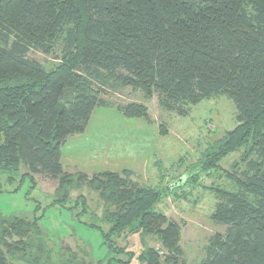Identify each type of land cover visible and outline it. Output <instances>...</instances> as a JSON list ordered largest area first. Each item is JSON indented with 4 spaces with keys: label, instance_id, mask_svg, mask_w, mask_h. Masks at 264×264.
<instances>
[{
    "label": "trees",
    "instance_id": "trees-1",
    "mask_svg": "<svg viewBox=\"0 0 264 264\" xmlns=\"http://www.w3.org/2000/svg\"><path fill=\"white\" fill-rule=\"evenodd\" d=\"M57 48L61 58L48 68L27 56ZM128 86L144 101L156 95L162 109L179 115L217 95L234 102L235 126L195 166L198 173L212 169L238 150L244 164L235 170L239 190L219 205L225 233L211 237L199 264H264V0H0V174L17 181L15 188L25 178L34 187L32 174L56 180L60 196L52 204L83 186L97 193L107 225L102 237L116 264H132L135 256L114 241L125 227L158 238L160 250L138 254L144 264H179V227L154 209L175 190L128 180L129 170L87 174L61 163V146L85 130L96 107L152 122L144 102L114 104L104 97ZM72 205L84 213V195ZM50 236L37 215L3 218L0 264L94 261L89 249L85 257L61 249L53 261ZM55 245L59 251L60 239Z\"/></svg>",
    "mask_w": 264,
    "mask_h": 264
},
{
    "label": "rangeland",
    "instance_id": "rangeland-1",
    "mask_svg": "<svg viewBox=\"0 0 264 264\" xmlns=\"http://www.w3.org/2000/svg\"><path fill=\"white\" fill-rule=\"evenodd\" d=\"M61 54V48H57L49 55L30 50L27 56L48 68L58 62L55 57ZM104 97L114 104L142 101L147 105L152 122L141 118H129L134 121L127 122L116 108L96 107L93 116L99 113L110 119L104 123V129L107 130L104 135L91 137H95L96 150L107 146V150L119 154L123 164H118L116 169L129 170L132 174L126 176L128 180L165 188L182 175L187 176V180H184L186 183L155 202L154 209L179 227L183 249L179 264H199L206 255L211 237H222L225 233L226 224L218 215L219 205L222 196L232 195L239 190L236 181L239 173L235 170L244 164L241 151L238 150L221 157L212 169L198 173V167L195 166L202 160L207 148L235 126L234 102L224 95H217L191 105L188 114L179 115L162 109L156 95L144 101L141 93L129 86L108 92ZM159 123H163L166 128L164 133L159 132ZM89 128L94 134L93 126ZM154 159L158 162L153 163ZM137 162L145 170L133 171ZM109 167L105 169H111ZM21 170L24 172L23 167ZM192 170L196 174L191 177ZM32 176L36 185L29 189V178L23 179L15 188L17 181L8 183L6 174H0V220L12 215L28 218L39 216L41 226L53 235L46 241L47 251H53V261H56L61 249L78 250L81 256L89 249L94 260L91 264H116V252L109 248L102 237L101 231L107 229V225L101 220L103 201L97 193L83 186L69 191L70 199L65 203L52 204L51 200L60 196L55 191L57 181L41 174ZM79 193L84 195L87 207L81 215L80 206H70ZM129 231L125 227L114 237V241L117 246H126L135 252L132 264H144L138 259L142 249L162 248L155 235L129 234ZM58 239L59 251L55 245Z\"/></svg>",
    "mask_w": 264,
    "mask_h": 264
},
{
    "label": "crops",
    "instance_id": "crops-1",
    "mask_svg": "<svg viewBox=\"0 0 264 264\" xmlns=\"http://www.w3.org/2000/svg\"><path fill=\"white\" fill-rule=\"evenodd\" d=\"M94 111L95 110H93V112ZM93 112L87 122L85 130L82 133L69 136L61 146V163L64 169L68 172L80 170L87 174H91L97 171L108 170L105 168H110L109 166H111V169H109V171L119 172L123 170L116 169V166H118V164H123L122 158L119 156V154L116 151L107 150V146L101 148V150H96L94 145L96 143L95 137H91H101L102 135H104L105 131L107 132V130L104 129V123L110 118L102 117L99 113H96L95 116H93ZM124 119L127 122L134 121L133 119L129 118ZM89 125L93 126L94 134L93 131L89 130ZM156 162H158V160L154 159L153 163ZM142 168L143 167H141L137 162L132 170L134 171L141 169L140 171H142ZM143 169L145 170V168Z\"/></svg>",
    "mask_w": 264,
    "mask_h": 264
},
{
    "label": "water",
    "instance_id": "water-1",
    "mask_svg": "<svg viewBox=\"0 0 264 264\" xmlns=\"http://www.w3.org/2000/svg\"><path fill=\"white\" fill-rule=\"evenodd\" d=\"M186 176L182 175L178 180H176L173 184L167 186L168 192H171L173 189L178 188L180 185L183 184Z\"/></svg>",
    "mask_w": 264,
    "mask_h": 264
}]
</instances>
